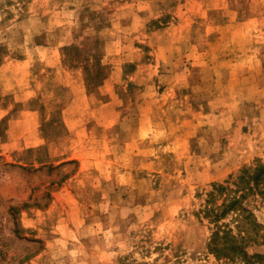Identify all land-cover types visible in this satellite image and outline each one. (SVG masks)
I'll use <instances>...</instances> for the list:
<instances>
[{
    "label": "rangeland",
    "instance_id": "374dc122",
    "mask_svg": "<svg viewBox=\"0 0 264 264\" xmlns=\"http://www.w3.org/2000/svg\"><path fill=\"white\" fill-rule=\"evenodd\" d=\"M0 264H264V0H0Z\"/></svg>",
    "mask_w": 264,
    "mask_h": 264
},
{
    "label": "trees",
    "instance_id": "16d2710c",
    "mask_svg": "<svg viewBox=\"0 0 264 264\" xmlns=\"http://www.w3.org/2000/svg\"><path fill=\"white\" fill-rule=\"evenodd\" d=\"M262 172V171H261ZM262 173H258L255 179L259 178ZM236 202L226 205L227 210L222 212L223 215L226 214L227 211L234 208L236 206ZM218 216H220L218 214ZM245 237H238L233 234L232 230L224 231L222 233L220 230H217L212 238L210 248L213 253L216 255H239L242 252V243L245 241Z\"/></svg>",
    "mask_w": 264,
    "mask_h": 264
}]
</instances>
